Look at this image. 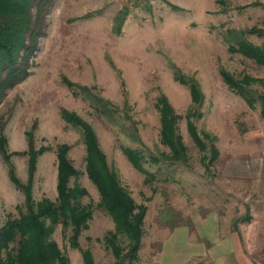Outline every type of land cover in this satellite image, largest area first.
Here are the masks:
<instances>
[{"label": "rangeland", "instance_id": "obj_1", "mask_svg": "<svg viewBox=\"0 0 264 264\" xmlns=\"http://www.w3.org/2000/svg\"><path fill=\"white\" fill-rule=\"evenodd\" d=\"M44 31L29 58V75L0 104V225L27 210L26 195L9 171L27 185L30 143L38 154L30 189L36 201L57 198L56 151L67 143L81 172L70 185L87 188L83 202L94 213L79 248L70 245L62 225L53 238L70 264H83L87 248L95 264L119 263L103 241L114 221L98 206L100 194L86 173V146L80 129L62 117L66 109L93 126L110 166L147 208L135 264H215L220 254L225 264L237 263V255L264 264V118L260 104L250 106L223 75L264 92V66L230 49V36L241 32L255 44L264 42V0H53ZM176 69L199 83L204 98L195 123L215 138V161L210 139L203 151L191 139L186 113L197 104L175 79ZM161 95L182 115L184 161L164 156L169 148L161 142L156 108ZM97 96L111 104L96 108ZM104 107L107 113L100 112ZM125 146L144 152L154 181L145 182ZM152 154L162 157L154 162ZM222 241L228 246L216 245Z\"/></svg>", "mask_w": 264, "mask_h": 264}, {"label": "trees", "instance_id": "obj_2", "mask_svg": "<svg viewBox=\"0 0 264 264\" xmlns=\"http://www.w3.org/2000/svg\"><path fill=\"white\" fill-rule=\"evenodd\" d=\"M52 3L53 0H0V104L8 91L29 75V58L38 48V39L45 34V16ZM174 6L177 8L176 5ZM252 32H255L254 35L257 36L262 34L260 31ZM243 34L244 32H241L230 36L231 42L233 41L230 45L231 51L241 52L257 64L264 66V42L255 44L244 39ZM223 72L228 86L239 93L250 106L260 104L261 116L264 118V92L254 90L251 86L246 88L241 84L236 86L228 73ZM175 79L190 89L192 103L197 104L194 110L189 109L186 113L189 120L188 130L193 143L200 151H203L207 147L205 138L210 139L211 161L217 160L220 153L215 145V138L208 133H202L195 123V115L201 116L198 111L204 98L199 83L180 69H176ZM69 82L71 87L74 86L75 83L70 80ZM79 87L90 92L87 87L80 85ZM73 93L79 95L75 90ZM94 103L96 108V104H111L101 96H97ZM156 108L161 121V142L169 148V153L164 156L173 163L184 161L188 155V147L179 132L182 115L175 110L165 95L158 98ZM108 111L109 109L105 107L100 109L102 113ZM62 117L81 131L86 146L87 176L99 191L98 206L111 216L115 224V230L107 232L104 236V244L113 251L119 261L118 264H125L126 258H129V264H135L145 232L147 208L136 202L131 192L122 183L118 171L110 166L93 126L77 113L66 109L62 110ZM70 148L67 143L57 147L58 195L55 200L43 198L36 201L30 190L38 155L34 153L33 143H30V153L27 152L29 155L27 185L19 180L13 168L10 169L11 180L26 195L27 210L19 217L10 218L0 225V264H70L69 256L53 238L56 227L62 225L63 233H69L70 245L79 248V238L83 230L89 228L94 213L92 204L83 202V198L88 195L87 188L78 182L70 185L71 179H77L81 174L68 155ZM0 151L5 154V149L0 148ZM38 151L39 154H43L45 148L42 147ZM123 152L137 170L146 174L145 182L154 181L150 177L152 172L144 166V152L128 146L123 147ZM150 157L152 161L158 162L162 156L156 157L152 154ZM126 248L125 254L123 251ZM82 259L83 264H95L93 253L89 248L82 250Z\"/></svg>", "mask_w": 264, "mask_h": 264}, {"label": "crops", "instance_id": "obj_3", "mask_svg": "<svg viewBox=\"0 0 264 264\" xmlns=\"http://www.w3.org/2000/svg\"><path fill=\"white\" fill-rule=\"evenodd\" d=\"M223 244L225 245V243H223V241L222 242H218V243L216 242V245L218 247H221V248L224 247ZM228 244H229V241H226V245L225 246H228ZM206 256H208V254ZM234 258L235 257H230V258H227V260L231 259V262H234L233 261ZM236 260H238V261H237V263H234V264H256L255 261L252 260L251 257H247V255H243L242 257L237 255V259ZM225 263H226V257L223 254H220V257L216 258L215 264H225ZM229 264H232V263H229Z\"/></svg>", "mask_w": 264, "mask_h": 264}]
</instances>
